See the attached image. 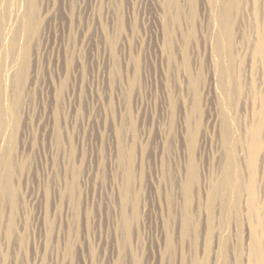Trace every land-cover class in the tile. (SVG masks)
Returning <instances> with one entry per match:
<instances>
[{
    "label": "rangeland",
    "instance_id": "374dc122",
    "mask_svg": "<svg viewBox=\"0 0 264 264\" xmlns=\"http://www.w3.org/2000/svg\"><path fill=\"white\" fill-rule=\"evenodd\" d=\"M258 1L231 12L230 52L221 0H0V264H251L254 239L264 252V125L258 217L248 193Z\"/></svg>",
    "mask_w": 264,
    "mask_h": 264
},
{
    "label": "bare ground",
    "instance_id": "6f19581e",
    "mask_svg": "<svg viewBox=\"0 0 264 264\" xmlns=\"http://www.w3.org/2000/svg\"><path fill=\"white\" fill-rule=\"evenodd\" d=\"M223 1L224 0H221V5L219 7H217V8H219V12H217L218 13V18L217 19H218V21H220L222 23V30L224 31V41L226 43L225 45L228 48V51L231 52L232 50H234L233 48L235 46V36H234V33H233L235 25H234V22H233V19H232L233 16H232L231 12L236 9L239 0H228V2L225 3L226 6H224V7H223ZM216 5H218V4H216ZM261 6L264 7V0H259L257 2L256 6H255V15L258 16V20L261 22V24H264V10L261 9ZM28 17H27L28 18V26H29V29H30V24H31L30 22H32V20L30 18H32V17L30 15H28ZM260 32H261V30H258V33H260ZM6 39L7 38H5V40ZM12 47H13V45H12ZM252 49H253L252 53H254V55L263 62V72H264V33H262L257 38V40L254 42V46H253ZM259 59H257V60H259ZM14 86H16V85H14ZM2 88L3 87L0 86V99L2 98L1 95H3L2 94ZM261 102H262L261 109L259 111H255L254 121H253V123H252V125L250 127V132H249V134H250L249 139L250 140H249V145H248V147H249V149H248L249 150V163H250V168H251V175H250L251 176V181H250V183L248 185V193H249V199H250L249 200V207H250L251 212L253 214H255V216H257V217H258L259 206L260 205H258V202L256 200V189H255V183L254 182L256 180L255 176H256V171H257L256 170L257 161H258V156H259L260 148H261L260 136H261V132H262V126L264 125L263 124V122H264L263 121V119H264V93H262V95H261ZM0 117H1V114H0ZM1 119H2V117L0 118V127L2 126V123H3ZM2 161L4 163L3 165H5V167H6L7 171H8V176L10 177L12 175V169H13L12 168V165H13L12 163L13 162L9 161V159H7L6 157L5 158L3 157ZM9 180L5 181V183L3 185L0 183L1 184V186H0L1 187L0 196H2V197L3 196L6 197L8 195H11V188H10V185H9ZM258 226H260V222H258L255 225V228L253 229L256 233H258V230H262V228L259 229ZM251 254H252L251 264H264V252L261 250L260 245L258 243V240H256V239H254V242H253V245H252V253Z\"/></svg>",
    "mask_w": 264,
    "mask_h": 264
}]
</instances>
